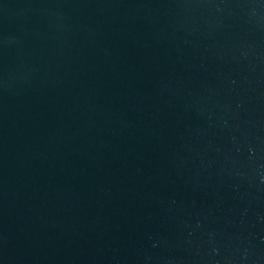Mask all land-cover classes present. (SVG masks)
Here are the masks:
<instances>
[{"label":"water","instance_id":"water-1","mask_svg":"<svg viewBox=\"0 0 264 264\" xmlns=\"http://www.w3.org/2000/svg\"><path fill=\"white\" fill-rule=\"evenodd\" d=\"M0 264H264V0H0Z\"/></svg>","mask_w":264,"mask_h":264}]
</instances>
